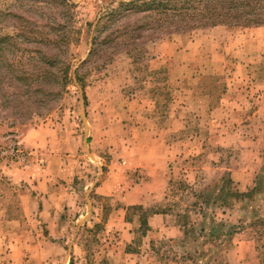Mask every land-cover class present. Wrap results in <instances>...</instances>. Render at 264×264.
<instances>
[{"label": "rangeland", "instance_id": "1", "mask_svg": "<svg viewBox=\"0 0 264 264\" xmlns=\"http://www.w3.org/2000/svg\"><path fill=\"white\" fill-rule=\"evenodd\" d=\"M162 1L0 0V41L19 31V46L37 55L18 67L14 99L0 108V205L16 216L25 188L9 177L47 163V149L77 166L73 180L52 183L67 206L53 235L60 243L50 244L49 259L21 264H264V23L194 28L176 8L161 14ZM54 54L59 62L48 68ZM21 104L30 108L17 114ZM37 133L55 149L25 145ZM159 137L164 157L156 146L145 151L167 160L155 172L133 165L131 155L144 151H117ZM116 161L127 185L151 180L160 189L150 206L127 207L130 243L107 225L115 197L96 191ZM77 203L94 206L80 226ZM154 212L179 231L151 232Z\"/></svg>", "mask_w": 264, "mask_h": 264}, {"label": "crops", "instance_id": "2", "mask_svg": "<svg viewBox=\"0 0 264 264\" xmlns=\"http://www.w3.org/2000/svg\"><path fill=\"white\" fill-rule=\"evenodd\" d=\"M23 141L25 145L44 143L46 144L45 148H51L53 146V150L56 145V143L52 145L51 140H48L46 143V141H43L39 137L38 133L33 134V137L25 136ZM131 144L132 145L125 147L119 143L121 147H119L117 151L127 152L129 155L133 153V149L135 148L136 153L137 151L139 153V150L144 151V154L139 153L131 156H133L134 159V166H136L139 161L143 162V168H148L144 169L145 173L147 170L155 172L156 168H163L167 163V160L164 158L150 160L149 156H147L148 154L145 152L146 148H154L156 146L159 150L160 157H164V151L166 152L167 149L160 137L159 139L157 138V140L137 141L135 143L131 142ZM49 150L50 149H47V157L45 158L47 163L40 161L36 164L33 163L34 165L32 167L19 168L13 173V178L9 177L13 183L25 189L21 190L22 192L19 195L20 203L16 210V216L8 215V213L11 212L10 207L0 205V264H21V262L33 256V258H38V262H41V259H49V257L52 256L48 253L49 247L51 246L50 244L56 245L60 243L59 240L54 237L55 229L64 227L63 221L67 206L64 199H62L64 198L62 190L52 183L60 182L61 185H65L64 181L68 182L69 180H73L77 174V166L73 159L68 156ZM141 155L143 156L141 157ZM117 164L118 161H116L114 166H111V170L106 174V179L98 186L96 191L100 194L112 195L115 197L117 205L107 225L109 224L111 227L117 226L122 238L126 240L127 243H130L132 240V237L129 235L130 228L127 231L125 229V226L131 223V221L129 222L127 220V207L135 204L142 205L143 207L150 206L154 197L159 195L160 189H157L155 183L151 182V180L144 183L140 182L127 185L125 180L128 179L130 174H126L123 165ZM32 183L34 189H30L27 186ZM90 190L91 189L84 193L87 194V197ZM67 195L69 194L67 193ZM87 201L89 200L87 199ZM77 208L76 212L78 214H76L75 217H79L75 218L73 221L80 226L93 216L94 206L92 205V210H89L88 205H86L85 208L79 206L77 203ZM85 211L87 212L86 219H80ZM147 226L151 232L155 233H160L164 229L172 230V227L174 230L179 231V228L167 225L166 216L162 212H154L148 215ZM9 228H16L18 231H16V234L13 236H10L7 235V230ZM33 228H45L48 229L49 232L46 233V231H43L35 236ZM127 235H129L128 238ZM50 236L54 237V239L45 242L44 239ZM56 249L58 250L59 248Z\"/></svg>", "mask_w": 264, "mask_h": 264}, {"label": "trees", "instance_id": "3", "mask_svg": "<svg viewBox=\"0 0 264 264\" xmlns=\"http://www.w3.org/2000/svg\"><path fill=\"white\" fill-rule=\"evenodd\" d=\"M172 1L181 5L178 8L173 7ZM191 1L193 0H163L159 3V6H163L166 11H160V13L169 15L170 11L167 8H172L170 10L176 8L177 13L185 20L188 15L190 16V19L195 23L194 28L200 26L212 27L221 24L250 27L264 23V0H194L198 1L195 3L196 5L191 3ZM5 14L1 12V15L5 16ZM7 14L10 13L7 12ZM11 15L16 16L15 13H11ZM123 16L126 17V15ZM24 21L29 23L25 19ZM28 26L30 25H27V28ZM18 32L12 35L7 34L0 41V108H10L8 106L14 99L11 88L17 82L14 73L17 72L18 67L26 68L37 59V55L34 52L27 53L25 49L19 46V44L25 42V35L24 33L18 34ZM49 56L50 58L46 62L48 68L51 66L55 68L56 63L59 62L60 55ZM62 60L63 62L67 61L65 58ZM69 69L70 63L62 69L63 78H68L70 75ZM53 78L56 79L57 77ZM40 92L44 93L45 90L40 89ZM50 92L54 91L50 90ZM41 100H43L42 97L37 99L38 102H41ZM15 108H17V114H22L21 112L25 108H30V105L21 104L16 105Z\"/></svg>", "mask_w": 264, "mask_h": 264}, {"label": "built area", "instance_id": "4", "mask_svg": "<svg viewBox=\"0 0 264 264\" xmlns=\"http://www.w3.org/2000/svg\"><path fill=\"white\" fill-rule=\"evenodd\" d=\"M16 144L17 143L10 144V148L14 153H18L19 151H21L20 147H18Z\"/></svg>", "mask_w": 264, "mask_h": 264}]
</instances>
